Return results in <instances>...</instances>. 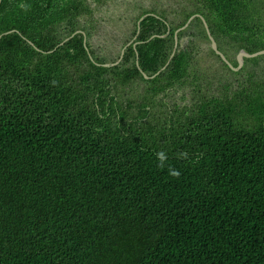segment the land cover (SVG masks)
Segmentation results:
<instances>
[{
    "label": "trees",
    "instance_id": "1",
    "mask_svg": "<svg viewBox=\"0 0 264 264\" xmlns=\"http://www.w3.org/2000/svg\"><path fill=\"white\" fill-rule=\"evenodd\" d=\"M190 1L179 23L146 11L137 46L106 66L120 49L64 39L81 0H0V264H264V76L165 126L118 107L133 80L188 78L202 17L221 50L264 49V0Z\"/></svg>",
    "mask_w": 264,
    "mask_h": 264
},
{
    "label": "rangeland",
    "instance_id": "2",
    "mask_svg": "<svg viewBox=\"0 0 264 264\" xmlns=\"http://www.w3.org/2000/svg\"><path fill=\"white\" fill-rule=\"evenodd\" d=\"M118 1L121 0L103 1L101 3V6L110 7L112 9V16L108 21V25L114 29H117L119 26V18L117 16V14L120 13L119 10L129 9L128 6L119 5ZM135 3L138 4L132 5L133 11H138L140 6L155 11L165 9L170 20L177 23L182 20V12L192 7L190 0H135ZM261 9L263 10L262 18L259 14L260 17L257 19V22L261 21L262 24L260 28H264V5ZM128 11H130V9ZM138 16L139 13L135 16V19H137ZM99 30L103 35H106L108 32L107 27L104 25L99 26ZM131 33L132 35L134 34V32ZM121 36L122 34L118 35L119 38ZM187 40L188 36H183L182 45H185ZM225 41H230V36H227ZM199 44L201 45L200 48H198L199 55L196 66L192 68L188 78L184 79L181 83H177L166 90H149V85L146 81L136 79L122 86L120 90V104L118 107L119 110L124 113V117L127 120L135 122V120H133L135 117H138L142 112L148 110V116L144 119L146 122L151 124L159 122L160 125L165 126V122L169 123L171 120H176L174 117L178 114V108L183 109L187 106H191L197 100L208 94L222 95L227 93V90L233 86L236 79H240L241 75L228 73L227 69L220 64V60L216 55L208 53L209 47L203 42ZM111 49H113V47L109 45L106 56L114 55ZM235 52H237V50H233L232 48L229 49L230 55H233ZM245 74L247 80L252 76H254V78H261L260 75H253V73L247 74L245 72ZM243 83L242 81L241 84Z\"/></svg>",
    "mask_w": 264,
    "mask_h": 264
},
{
    "label": "flooded vegetation",
    "instance_id": "3",
    "mask_svg": "<svg viewBox=\"0 0 264 264\" xmlns=\"http://www.w3.org/2000/svg\"><path fill=\"white\" fill-rule=\"evenodd\" d=\"M81 1H82L81 5H83L85 7V10H83L81 12L79 11L78 15H77V18L80 20L81 24L75 29V31L72 34L68 35L64 39L68 40L72 36H74L75 34L80 33L81 35L84 36V41L89 42L90 53H91L92 49L93 50L95 49L96 52L100 55L107 53L108 49L105 48V46L111 45L112 47H114L116 49V52L120 49V53H119V57H118V59H120V61L124 58L125 50L129 45H133L134 47L137 46L136 38L140 33V27L139 26H140L141 20L149 14L147 12L155 11L153 9H148L144 6H140L138 11H133L132 5L138 4V3H135V0L118 1L119 5L128 6L130 11H128L129 9L128 10H126V9L119 10L120 13L117 14V16L119 18V20H118L119 26L117 27V29H114L113 27L108 25V21L110 20V18L112 16V9L110 7L101 6V3L103 1H113V0H81ZM191 3L193 4V2H191ZM86 5H88V7ZM190 9H193V5L191 8L186 9L185 12L187 10H190ZM140 12H143V13L146 12V13H145V15H142L138 19V21H137L138 27H136V20L137 19H135V16L138 13L140 15L141 14ZM155 12L156 13H154V14L157 15L158 17H160L161 13L166 12V10L162 9L161 11L157 10ZM129 16L131 17V19ZM103 25L106 26L108 29V32L106 35L101 34L100 30H99V26H103ZM204 25H205V23H204ZM208 26H209V24H208ZM59 28L63 29V28H61L60 25H59ZM205 28H206V25H205ZM61 31H63V30H61ZM179 31L180 30L177 29L176 34H175V45L177 44V49H178V46L180 44L182 45V38L179 39V37H178ZM206 31H207V28H206ZM131 32H134V34L132 35ZM63 33L66 34L65 31ZM207 33H208V31H207ZM120 34H122V36L119 38L118 35H120ZM209 39H210V37H209ZM180 40H181V42H180ZM205 45H207L209 48L212 47L211 39H210V41L205 42ZM217 46L219 48L218 42H217ZM123 49H124V53L122 56ZM242 50H245V49L241 48L237 52H235L233 55L229 54V50L225 51L226 53L223 50H221L224 53V55L227 57V59L233 64V67L235 68L233 70L224 66L223 62L227 63V61H225L223 59V57L217 53L219 56H216V57L220 60V64L225 69H227L228 73H235V74L241 75L240 79L239 78L236 79V81L233 83V86L229 90H227V93H232L233 90H236L237 88H241L243 86L241 84L242 81L244 83L247 82L245 72L247 74L253 73V75H255V74L260 75L261 78L264 76V69H263L264 68V60L259 61L257 64L251 63L249 66H247V63L245 62L246 57H242L243 62H242V65L239 66L238 55ZM92 58L94 59L95 57L92 55ZM234 62H237V64H235ZM224 95L225 94H222L219 96L223 97Z\"/></svg>",
    "mask_w": 264,
    "mask_h": 264
},
{
    "label": "water",
    "instance_id": "4",
    "mask_svg": "<svg viewBox=\"0 0 264 264\" xmlns=\"http://www.w3.org/2000/svg\"><path fill=\"white\" fill-rule=\"evenodd\" d=\"M196 15H192L189 19H188V21L186 22V24L184 25V26H182L181 28H179L178 30H181V29H183V28H186L188 25H189V23L191 22V20L195 17ZM203 19H204V23H205V25H206V28H207V31H208V34H209V37H210V39H211V45H212V47L216 50V52L220 55V56H222L223 57V59L225 60V61H227V63L230 65V66H232L233 67V64L227 59V57L224 55V53L218 48V46H217V41H216V39L214 38V36L212 35V33H211V31H210V28H209V26H208V23H207V21L205 20V18L203 17ZM3 36V34H1L0 35V38ZM65 41H63L62 43H64ZM177 51V44L175 45V48H174V52H173V54H172V56L174 55V53ZM123 53H124V49H123V51H122V56H123ZM261 53H264V49L263 50H260V51H257V52H253V53H249V52H247V51H245V50H242L240 53H239V55H238V58H239V66H241L242 65V57H254V56H257V55H259V54H261ZM120 62V59H118L117 61H115V62H106L104 65H106V66H109V65H114V64H117V63H119ZM233 69H235L234 67H233ZM237 69V68H236ZM144 75L147 77V78H149L150 76H148L146 73H144Z\"/></svg>",
    "mask_w": 264,
    "mask_h": 264
},
{
    "label": "clouds",
    "instance_id": "5",
    "mask_svg": "<svg viewBox=\"0 0 264 264\" xmlns=\"http://www.w3.org/2000/svg\"><path fill=\"white\" fill-rule=\"evenodd\" d=\"M214 36V35H213ZM249 58V57H248Z\"/></svg>",
    "mask_w": 264,
    "mask_h": 264
}]
</instances>
